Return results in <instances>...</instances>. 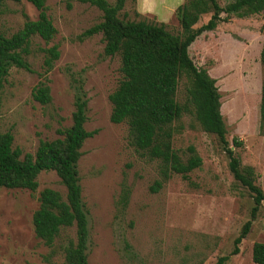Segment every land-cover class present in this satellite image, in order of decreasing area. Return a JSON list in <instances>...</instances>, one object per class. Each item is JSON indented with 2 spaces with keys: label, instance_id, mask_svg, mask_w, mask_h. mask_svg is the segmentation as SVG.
<instances>
[{
  "label": "rangeland",
  "instance_id": "1",
  "mask_svg": "<svg viewBox=\"0 0 264 264\" xmlns=\"http://www.w3.org/2000/svg\"><path fill=\"white\" fill-rule=\"evenodd\" d=\"M184 1L128 0L119 17L164 24L170 33L179 34L176 9ZM45 4L56 36L49 44L32 39L28 62L34 73L10 70L0 90V134L10 132L13 148L23 155L34 154L41 140H54L59 137L57 130L71 125L76 88L82 85L88 100L85 129L98 131L84 142L78 161L89 230L88 264H216L223 256L228 257L225 264H254L252 246L264 243V205L233 255L234 240L251 220L253 203L248 191L233 179L217 137L184 115L172 146L185 157L193 147L202 164L188 180L172 175L151 192L160 179L159 162L128 144L125 124L109 120L108 96L121 80L120 59L104 55L100 34L82 38L101 21V12L77 0H45ZM37 16L27 0L6 1L0 6V33L9 37ZM209 17L202 16L196 26ZM263 36L264 11L246 18L232 16L197 38L189 56L216 81L226 139L231 144L235 137L243 144L232 149L243 167L254 169L255 184L264 192V136L259 133ZM53 45L58 46L60 57L47 74L52 101L40 105L31 97L41 80L40 50ZM188 79L186 75L179 80L180 104L186 101ZM37 182L35 192L0 190V264H64L63 247L74 240L75 228L62 230L49 248L35 237L32 215L42 190L53 189L64 196L65 188L52 171L41 172Z\"/></svg>",
  "mask_w": 264,
  "mask_h": 264
},
{
  "label": "trees",
  "instance_id": "2",
  "mask_svg": "<svg viewBox=\"0 0 264 264\" xmlns=\"http://www.w3.org/2000/svg\"><path fill=\"white\" fill-rule=\"evenodd\" d=\"M6 1L0 0V6ZM37 11L36 20H26L23 26L9 37L0 33V90L11 69L34 73L28 57L31 44L38 37L49 44L56 36V29L47 15L45 0H27ZM98 9L101 21L83 34L82 38L100 34L104 43V55L118 56L121 80L108 96L111 104L110 122L127 126L128 144L137 152L159 162L160 179L151 192L158 191L172 175L188 180L189 174L200 168L201 158L193 147L188 155L181 156L172 146L175 133L181 130L184 115L192 116L202 131L217 137L228 158V169L233 179L245 188L252 199L251 220L247 221L234 240L233 255L238 245L250 231L252 220L264 205V192L255 184L256 176L250 166L243 167L233 148L243 144L233 137L226 139V127L220 112V95L216 81L207 71L198 68L189 56L190 46L202 34L214 31L220 23L229 22L232 16L246 18L264 11V0H185L176 9L181 32L170 33L164 24L145 20L130 21L119 17L128 0H77ZM208 21L197 27L202 16ZM42 53L41 80L33 88L31 97L40 105H48L52 98L47 74L60 57L57 45L40 50ZM263 69L259 105V133L264 136V36L260 51ZM188 75L186 101H177L179 80ZM87 96L82 85L76 88L71 115V125L57 130L58 138L41 140L34 154H22L13 148V135L0 134V190L23 189L35 192L37 177L41 172L52 171L65 188V195L46 188L38 195V207L32 215L35 237L46 247H53L60 232L75 228V238L63 247L64 264H88L89 230L87 213L82 202V189L78 173V161L87 139L97 130L87 131ZM125 199V196H124ZM228 257L217 259L225 264ZM254 264H264V243H254L251 250Z\"/></svg>",
  "mask_w": 264,
  "mask_h": 264
}]
</instances>
